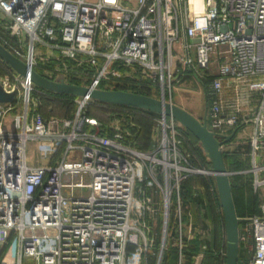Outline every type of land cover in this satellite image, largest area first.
<instances>
[{
	"label": "built area",
	"instance_id": "obj_1",
	"mask_svg": "<svg viewBox=\"0 0 264 264\" xmlns=\"http://www.w3.org/2000/svg\"><path fill=\"white\" fill-rule=\"evenodd\" d=\"M190 1L0 0V38L11 43L0 45L27 70L21 76L0 60L9 70L0 87L14 94L0 105V264H127L129 248H153L159 220L166 237L171 211L180 246L179 189L194 173L179 147L185 133L170 117L160 116L161 139L145 152L85 117L88 98L70 119L32 111L38 65L42 78L81 79L98 90L141 78L157 84L163 102L186 71L206 80L202 121L222 137L252 126L248 172L253 191L264 188V0H201L197 13ZM116 107L137 132L130 107ZM29 143L36 165L28 164ZM144 170L151 196L136 199ZM239 244L250 250L248 264H264V216L244 221Z\"/></svg>",
	"mask_w": 264,
	"mask_h": 264
},
{
	"label": "rangeland",
	"instance_id": "obj_2",
	"mask_svg": "<svg viewBox=\"0 0 264 264\" xmlns=\"http://www.w3.org/2000/svg\"><path fill=\"white\" fill-rule=\"evenodd\" d=\"M0 42L4 44V42H7L6 37L1 35ZM11 44L9 41L7 42V46ZM177 55V52L176 54ZM35 71L39 74H42V68L40 65L35 67ZM9 73L8 68H6L1 62H0V81L3 80V77ZM11 75V74H10ZM53 78V77H52ZM57 81H66L68 84H73L77 86L86 87L88 86V83L81 79H66L64 76L60 75L57 78ZM109 85L111 90L108 91H119V90H113V88H120L122 90H127L129 93H136V94H147L151 96L154 99L162 100L161 92L157 86V84L152 85L151 83L142 80L141 78L137 79H130V78H124L121 81H113L111 83H106ZM207 84V81L204 80L202 84H200L196 78L193 76L192 73L186 71L182 74V76H179L175 81L171 84V91L165 92L164 100L166 103L176 105L183 110L187 111L190 114H195L197 116V120H200V115H204L206 111V102L204 98V90L205 86ZM78 101L79 98L76 97H66V96H56L53 95L50 92H47L45 90H42L40 88H37L34 86L32 92L30 93V109L36 113H39L44 118H50L55 117L59 118L64 116L63 118L59 119H65V118H74L77 109H78ZM116 108L114 106H108L106 104H102L98 101L89 99L85 105V109L83 112V115L87 118H92L98 121L101 125V129L103 130L104 134H114V133H122V135L128 139H131L133 136V133L131 130L133 129L131 126H129L130 121H128V118L122 119V117L117 116L116 114ZM18 110V109H17ZM16 112V111H13ZM13 112H10V116L13 114ZM201 113V114H200ZM135 121L140 125L141 129L143 130V135L139 138V140L135 141L138 150L141 149V151H151L153 150L158 142L161 139L162 136V128L159 124L158 120L160 118V115L158 117H152L144 112H137L135 113ZM132 121V119H131ZM129 136H126V135ZM128 142V141H127ZM230 143V142H229ZM229 143H224L221 146L222 154L224 157V162L227 171L235 170L236 167L238 169L240 167H248L251 166V163L248 161V158L245 156H242L240 152H234L236 149L230 150V148L227 147ZM198 141L191 135L184 134L182 137H180V150L183 152V155L185 156V161L183 162L185 168H189L193 170L194 173L188 174L186 179L181 183L180 185V201L182 203L183 197H182V189L181 187H187L184 191V195L186 196V205L189 206V200L200 197L202 200V203L204 207L208 208V210H211V219L209 221V225L207 228L202 227V225L206 222H202L203 219L205 221L207 220L205 216H201V214L195 210V214L192 213L191 208L190 212L192 215V226H191V235L190 239L187 241L189 242V250L192 249L193 240L198 239V237L205 236L208 240L205 239V242L212 243L214 236H216L217 243H216V249H215V257L217 258L216 264H225V253H226V241H225V230H224V222H223V216H222V210L219 207L218 204V195L216 191L215 186V180L214 177L209 173L212 171L211 164L208 163L202 156L199 147H198ZM225 147V148H224ZM239 151V149L237 150ZM27 160L29 165H36L38 164V159L36 157L34 145L29 143L27 146ZM250 163V164H249ZM249 166V167H250ZM196 171H199L197 173ZM201 172V173H200ZM230 181L232 182L233 188H234V194L237 198V205H238V212L243 211L244 205H239V196L238 192L239 189L242 187H239L242 185V180L236 178L234 175L229 176ZM78 181L77 178L68 179L64 178L63 183L64 184H71L76 183ZM89 179L85 177L84 182L87 183ZM186 182V183H185ZM148 183V175L146 171L144 170L143 173L139 177V182L136 183L135 188V196L136 199L144 198L146 196H151L150 190L147 187ZM185 185L183 186V184ZM252 185V181H251ZM253 190V187H252ZM262 189H260L258 192H254V196L256 201L258 202V208L257 212L258 214L255 216H264V214L261 212V207L264 206L263 203H260L259 198V192ZM144 193L142 196L140 193ZM79 191L75 190L74 195L78 196ZM247 197H249L248 191H246ZM63 195H69V190L64 189ZM243 200H241V203H247L251 205L249 202V198L247 200L241 196ZM185 198V197H184ZM153 201H157L159 203L158 197L150 198ZM190 200V201H191ZM256 203V202H255ZM182 213L188 211L185 210L184 207L181 205ZM161 210V209H160ZM182 214V224H183V216ZM195 216H194V215ZM162 215V211L159 213V217ZM188 222H185V225ZM205 225V224H204ZM203 225V226H204ZM184 226V224H183ZM182 226V227H183ZM241 231V229L239 230ZM156 234L158 235V245L154 243L153 248L151 249L153 252V249L155 248L159 249L160 256H162V248H161V241H162V222L159 220L156 224ZM174 232V230H172ZM193 238V240L191 239ZM184 241V238L182 239ZM203 241V240H202ZM183 250L184 242L182 243ZM207 249H209V246L207 245L206 249L198 250L197 253H190L189 256L191 258L190 262L191 264H207L208 260V254ZM156 251L155 253H157ZM239 253H240V260L239 264H248V261L250 259V250L248 248H240L239 247ZM162 259L159 257V260ZM184 264V262H182Z\"/></svg>",
	"mask_w": 264,
	"mask_h": 264
},
{
	"label": "water",
	"instance_id": "obj_3",
	"mask_svg": "<svg viewBox=\"0 0 264 264\" xmlns=\"http://www.w3.org/2000/svg\"><path fill=\"white\" fill-rule=\"evenodd\" d=\"M223 30H225V28H223ZM191 43L197 44L199 41L193 40ZM0 60L19 75H26V66L13 57L1 45ZM30 80L35 87L53 94L68 95L83 99L88 98L109 105L125 106L144 110L160 116L170 117L192 135L199 142L201 150L212 167L211 174L215 180L224 222L226 241L225 264H237L239 253L238 226L240 219H238L236 215L229 181V172L226 169L221 150L222 144L228 143L233 138V134L226 137L215 135L208 130L204 120L200 122L182 108L151 97L123 91L91 89L67 84L64 81H57V79L55 81H50L42 78L36 72H31ZM13 99L14 94H6L0 87V105L9 104Z\"/></svg>",
	"mask_w": 264,
	"mask_h": 264
},
{
	"label": "crops",
	"instance_id": "obj_4",
	"mask_svg": "<svg viewBox=\"0 0 264 264\" xmlns=\"http://www.w3.org/2000/svg\"><path fill=\"white\" fill-rule=\"evenodd\" d=\"M205 98V97H204ZM187 112V111H186ZM190 114V113H189ZM201 114V113H200ZM193 117H195L197 119V116L195 114H191ZM202 117L203 115H200V120L202 121ZM252 126L251 125H247L244 127H241L235 131H233L230 135L233 134V138L228 142L229 144L227 145L228 148H230V150H233L234 148L236 149L234 152H240L242 156H245L248 158V161L251 163L250 158H249V145H248V139L250 137V135L252 134ZM229 135V136H230ZM225 148V147H224ZM222 149V148H221ZM239 149V151H237ZM264 162V161H263ZM249 163V164H250ZM250 166V165H249ZM240 167L238 169V167H236L235 170H230L229 172V176H235L238 179H241L242 181V185H240L239 187H242L239 189V205H244L243 206V211L240 213L238 212V205H237V198L235 197L234 194V188L232 189V197H233V202H234V206H235V211H236V215L238 217V219H240V223L238 226V229H242V227L244 226V221L246 219H248L251 216H255L256 214L259 213V211L257 212V208L258 206V202L255 199L254 196V192L252 190V185H251V181H252V176L251 174L248 172L250 170V167ZM262 177H264V173L262 175ZM230 181V179H229ZM246 191H248L249 197H247V193H245ZM247 200V198H249V202L251 203V205L242 202V196ZM259 198H260V203L264 204V188H262V190L259 192ZM256 202V203H255ZM189 208L190 205L188 206ZM242 207V206H241ZM185 222H188V226L187 224L185 225ZM184 224V226H183ZM183 224L181 223V225L183 226L181 228V239H180V246H179V239L176 236L175 233V225L173 223V227H169L168 225V230H167V235L166 237H162V241H161V248H162V256H160V252L159 249L155 248V250H152L143 253V254H135L134 250L132 248H129L128 251V258H127V264H168L167 261L162 262L163 259V255L164 253L170 254L171 252H174V256L177 257L176 259V264H181V260H182V239L184 238V240H188L190 239V235H191V226H192V215L190 210L187 212V215L183 218ZM172 230H174V232H172ZM193 240V238H191ZM206 239L205 236L203 237H198V241H204ZM158 241V237L155 239V243ZM158 243V242H157ZM156 243V244H157ZM158 245V244H157ZM185 247V245H184ZM239 247L242 248V245L239 244ZM205 249V245H200L199 250ZM156 251H158L157 253H155ZM166 254V255H168ZM159 257L162 258L159 260Z\"/></svg>",
	"mask_w": 264,
	"mask_h": 264
},
{
	"label": "trees",
	"instance_id": "obj_5",
	"mask_svg": "<svg viewBox=\"0 0 264 264\" xmlns=\"http://www.w3.org/2000/svg\"><path fill=\"white\" fill-rule=\"evenodd\" d=\"M100 89L107 90V91L108 90H111V88L109 87V85H107L106 83L101 84L100 85ZM113 90H119V91H123V92H128L127 90H122V89H120L118 87L117 88L114 87ZM134 94H136V93H134ZM53 95H56V96H66V97H71L72 98V96H68V95H58V94H53ZM142 95L143 96H146V97H151V96H149L147 94H142ZM102 104H105V103H102ZM106 105L116 107L115 105H109V104H106ZM130 110L132 111V115H131L132 122L135 125V127L138 128V131L135 132L136 130L135 129H132L131 132L133 133V136L131 137V139H128V141L134 147L138 148L137 145H136V143H135V141L139 140V138L143 135V130L141 129L140 125L135 121V117H134L135 116V113H137V112L138 113L139 112L143 113L144 112L145 114H147L149 116H152V117H158L159 115H156V114H153V113L144 111V110H140V109H135V108H130ZM63 117L64 116L59 117V118H63ZM181 130H183L186 135H188V136L190 135L184 128L181 127ZM198 144H199V142H198ZM198 147H199V150H200L203 158L208 163H210L209 160L206 158L205 154L203 153V151L201 150V148H200L199 145H198ZM185 183L183 184V186L185 185ZM230 185H231V190H232L233 189V185H232V182L231 181H230ZM181 189H182V197H183V200H184V201H182L181 205L184 207L185 210H188L189 211L190 209H189V207H187V205L185 203L186 202L185 201L186 200V196L184 195V191H185V189H187V187H181ZM190 200H189V203L188 204L190 205L191 209H193L192 210V213L195 214L196 213L195 210H197L201 214V216H205V218L207 220L205 221V219H203L202 222H206V223H204L205 225L203 224L204 226L202 225V227L207 228V226L209 225V221L211 219V217H210L211 210L209 211L208 208L204 207V205H203L202 200L200 199V197L193 198L191 201ZM218 204H219V200H218ZM219 207H220V205H219ZM188 211L184 212V214L182 213L183 216L185 215V217H186ZM239 224H242V223H239ZM169 227H173V211H171V219H170ZM206 240H208V239L206 238ZM216 241H217L216 236H214V239H213V242L212 243H207V241L205 242V240L204 241H198L197 239H195V240H193V243H191L192 244V249L189 250V245H188L189 242L186 241V240H184L183 242H184V245H185V249L182 252L181 264H182V262H184V264H191V262H190L191 258L189 256V254L191 252L192 253L193 252L194 253H197L198 250H199L200 245H205V249L207 248V245L209 246V249H207L208 250L207 251V254H208L207 264H216V261H217V258L215 257V255H216L215 254V249H216V243H217ZM173 253L174 252H171L170 254H168V252L167 253H164L162 262L167 261L168 264H176V260H177L176 258L177 257H175ZM166 254H168V255H166ZM240 258H241L240 257V253H238V262H237V264H239Z\"/></svg>",
	"mask_w": 264,
	"mask_h": 264
},
{
	"label": "bare ground",
	"instance_id": "obj_6",
	"mask_svg": "<svg viewBox=\"0 0 264 264\" xmlns=\"http://www.w3.org/2000/svg\"><path fill=\"white\" fill-rule=\"evenodd\" d=\"M190 6H191V10L195 13L200 12L202 10L201 0H191Z\"/></svg>",
	"mask_w": 264,
	"mask_h": 264
}]
</instances>
